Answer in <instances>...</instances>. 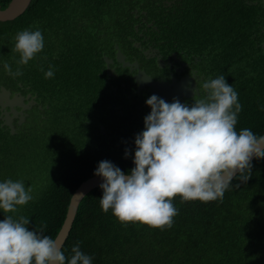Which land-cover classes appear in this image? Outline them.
<instances>
[{
    "label": "trees",
    "instance_id": "trees-1",
    "mask_svg": "<svg viewBox=\"0 0 264 264\" xmlns=\"http://www.w3.org/2000/svg\"><path fill=\"white\" fill-rule=\"evenodd\" d=\"M10 1L0 0L2 9ZM118 1L32 0L22 16L0 24V69L5 62L13 69L19 59L10 51L19 31L39 28L44 48H68L69 43L81 41V56L59 55L67 73L52 79L48 118L32 117L14 136L0 128V176L8 178L7 169L16 159H23L24 164L39 161V165L56 159L57 168L45 181L31 173L24 176L34 199L17 213L30 218V230L40 231L42 222L46 223L43 234L54 239L64 224L72 195L95 176L99 162L107 160L126 174L130 172L135 137L144 130L142 112L137 115L127 110L121 115L106 107L114 90L101 69L104 65L97 43L102 37L94 28L114 16L112 9ZM237 4L240 7L224 0L218 5L226 35L232 36L231 55L216 66L212 79L223 74L238 92L242 110L237 132L248 128L264 135V2L242 0ZM234 35L241 36L239 42ZM91 40L95 41L93 52L88 53ZM47 64L37 68V83L39 73V79L45 76ZM49 65L58 72L57 62ZM39 90L45 92L44 88ZM101 125L105 132L100 131ZM251 164V178L247 183L234 178L233 185L239 187L230 186L222 201L181 202L176 196L173 205L178 215L172 226L163 230L139 223L121 225L111 210L102 211V189H93L82 199L62 251L70 257L71 248L80 242L81 251L92 257V264H264V158H254ZM13 169L14 165L11 177ZM43 182L47 184L41 186ZM3 219L0 210V221Z\"/></svg>",
    "mask_w": 264,
    "mask_h": 264
},
{
    "label": "clouds",
    "instance_id": "clouds-1",
    "mask_svg": "<svg viewBox=\"0 0 264 264\" xmlns=\"http://www.w3.org/2000/svg\"><path fill=\"white\" fill-rule=\"evenodd\" d=\"M13 54H18L17 68L5 62L4 71L22 75L26 66L44 48L39 28L22 30L14 36ZM41 71H44L41 68ZM54 76L53 66L44 73ZM196 80L194 74H190ZM202 93L192 89L189 105L179 99L166 102L156 95L146 100L150 113L144 117V130L135 137L134 167L128 174L104 160L94 175L102 178L99 199L103 212L112 211L121 225L129 223L150 228H170L178 215L173 205L176 196L181 202H210L223 199L233 179L247 183L251 178L253 158H264V135L251 129L237 132L238 114L242 105L238 92L223 74L202 83ZM199 94V98H195ZM128 156L125 150V158ZM31 186L22 180L0 182V264H92V257L80 249V242L66 257L57 241L40 231L30 230V218L17 215L19 208L34 199Z\"/></svg>",
    "mask_w": 264,
    "mask_h": 264
},
{
    "label": "flooded vegetation",
    "instance_id": "flooded-vegetation-1",
    "mask_svg": "<svg viewBox=\"0 0 264 264\" xmlns=\"http://www.w3.org/2000/svg\"><path fill=\"white\" fill-rule=\"evenodd\" d=\"M223 1L119 0L112 9L114 16L106 24L94 28L96 34L100 33L102 37L97 43L104 65L101 69L114 90L111 98L107 100L110 109L121 115L127 110L134 111L133 113L140 111L145 116L150 113L151 109L146 105V100L152 96L150 87H140L135 80V76L141 72H145L156 82L176 86L177 92L190 94L189 97L179 98L181 103L190 105L193 101L192 89L197 88L202 93L204 80L212 79L216 66L224 63L231 55L232 36L226 35L224 17L219 13L218 5ZM231 2L236 8L240 7L237 3L242 4V0ZM254 4L258 5V2L254 1ZM78 30L84 32L87 29ZM234 36L239 42L241 36ZM91 41L88 53L93 52L95 41ZM69 44L71 46L68 48L46 46L29 61V65L21 67L20 76L9 75L0 69V90L5 87L11 92V98H22L23 103L30 107H15L17 112L23 111L26 116V121L21 126H18V119L14 120L15 135L27 126L32 117L44 120L48 118V96L54 82L52 79L67 73L65 62L59 55L68 54L72 58L73 55L79 57L83 53L81 41ZM118 51L121 52L124 62L130 63V66H124L118 61ZM105 57L111 60L109 67ZM47 61L48 64L51 61L57 62L58 72H54V76L49 79H45V76L39 79V73L40 81L37 83L34 76L36 70ZM16 68L15 62L13 71ZM190 74H194L196 80ZM40 88H44L45 92H41ZM195 98H199V94ZM173 99L166 98L165 101L171 103ZM2 115L0 109V128L11 135L10 129L4 125ZM101 127L102 125L100 131L105 132V127L103 126V130Z\"/></svg>",
    "mask_w": 264,
    "mask_h": 264
},
{
    "label": "water",
    "instance_id": "water-1",
    "mask_svg": "<svg viewBox=\"0 0 264 264\" xmlns=\"http://www.w3.org/2000/svg\"><path fill=\"white\" fill-rule=\"evenodd\" d=\"M32 0H11L8 6L5 9H2L0 5V24L5 22H11L22 16L27 8L29 7ZM118 51V61L123 63L124 66H130V63L124 62L123 56ZM105 62L109 67V60L105 57ZM137 67V64L135 65ZM133 69V67H131ZM138 68V67H137ZM136 83L140 85V87L148 86L150 87V92L152 95H156L159 98H175L179 99L181 96L189 97L190 94L182 93V91L177 92V87L168 85L167 83L156 82L150 76H148L145 72L138 73L135 76ZM181 95H180V94ZM15 107L22 109H29L28 105L23 103L22 98H11V92L5 87H1L0 90V109L3 112L2 119L4 121V125L7 126L11 135H15L16 128L14 125V120L18 119V126H21L26 121V116L23 111L17 112ZM104 127H101L103 130ZM254 159V158H253ZM102 178L93 176L86 181H84L74 192L70 199V203L67 209L66 218L64 224L56 237V241L58 246L63 249L70 233L73 228V224L77 215L78 207L82 201V199L93 189L99 188V185L102 183Z\"/></svg>",
    "mask_w": 264,
    "mask_h": 264
},
{
    "label": "rangeland",
    "instance_id": "rangeland-1",
    "mask_svg": "<svg viewBox=\"0 0 264 264\" xmlns=\"http://www.w3.org/2000/svg\"><path fill=\"white\" fill-rule=\"evenodd\" d=\"M106 107L108 110L110 109V107L108 105H106ZM136 114L137 115L140 114V111L138 113L136 112ZM86 123H90V122L86 121ZM52 162L53 163L49 164V165H47L48 163L46 165H43V164L39 165V161H34L32 163L27 161V163L24 164L23 159H16L15 163H13V161L10 163L9 168L5 167V169L8 168L7 169L8 178H4V177L0 176V182L5 181L6 179H12L14 181L15 180H22L24 182V176L28 173H31L32 175L37 176V177L41 178L43 181H45L46 176L57 168L56 159H54ZM13 165H14V169L12 171H14V176L11 177L10 176V172H11L10 169H11V167H13ZM24 183H27V181ZM46 184H47V182H43L41 186L46 185Z\"/></svg>",
    "mask_w": 264,
    "mask_h": 264
}]
</instances>
